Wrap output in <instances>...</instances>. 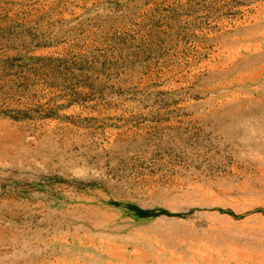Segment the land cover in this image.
Segmentation results:
<instances>
[{
	"label": "rangeland",
	"instance_id": "1",
	"mask_svg": "<svg viewBox=\"0 0 264 264\" xmlns=\"http://www.w3.org/2000/svg\"><path fill=\"white\" fill-rule=\"evenodd\" d=\"M0 264H264V0H0Z\"/></svg>",
	"mask_w": 264,
	"mask_h": 264
},
{
	"label": "trees",
	"instance_id": "2",
	"mask_svg": "<svg viewBox=\"0 0 264 264\" xmlns=\"http://www.w3.org/2000/svg\"><path fill=\"white\" fill-rule=\"evenodd\" d=\"M136 212L140 215H147V214L158 213V212H166L167 213V210L161 208L157 211H154V210H150V209L136 208Z\"/></svg>",
	"mask_w": 264,
	"mask_h": 264
}]
</instances>
